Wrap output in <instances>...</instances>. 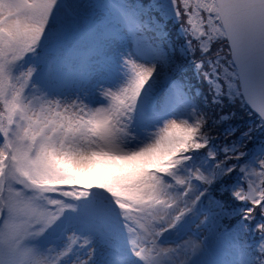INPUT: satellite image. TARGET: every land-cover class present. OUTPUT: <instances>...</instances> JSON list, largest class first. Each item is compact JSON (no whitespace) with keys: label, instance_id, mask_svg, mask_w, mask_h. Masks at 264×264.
Listing matches in <instances>:
<instances>
[{"label":"snow or ice","instance_id":"snow-or-ice-1","mask_svg":"<svg viewBox=\"0 0 264 264\" xmlns=\"http://www.w3.org/2000/svg\"><path fill=\"white\" fill-rule=\"evenodd\" d=\"M56 4L57 0H0V264H60L80 241L76 234L69 236L65 249L55 254H41L28 245L65 208L73 207L46 194L79 200L93 188L107 192L121 210L132 251L143 264L166 260L191 264L204 240L189 237L173 248L162 247L159 238L193 211L216 180L234 170H239L243 183L231 195L249 205L244 219L264 217V159L258 161V168L240 163L244 145L224 148L222 158L209 151L215 164L207 174L199 169L187 176L177 174L192 154L208 148L211 117L170 119L144 146L135 150L121 146L155 66L127 58L130 79L116 91L102 89L108 103L97 108L78 97L70 102L50 98L31 84L35 67L13 72L26 54L36 52ZM173 4L192 51L199 49L203 55L217 45L211 56L194 61L197 69L208 79L201 65L211 61L212 74L230 94H242L264 121V0H173ZM194 17L199 27L193 25ZM110 36L98 34L95 27L86 30L87 47L75 57L81 75L91 77V66ZM101 161H127L136 170L100 173ZM194 181L202 186L199 190L193 189ZM206 220L207 216L201 223ZM256 230L264 238V223H258ZM89 243L85 238L81 247ZM258 251L257 264H264V239ZM93 252L89 249L88 259Z\"/></svg>","mask_w":264,"mask_h":264},{"label":"rangeland","instance_id":"rangeland-1","mask_svg":"<svg viewBox=\"0 0 264 264\" xmlns=\"http://www.w3.org/2000/svg\"><path fill=\"white\" fill-rule=\"evenodd\" d=\"M163 8L175 18L176 9L173 0H164ZM127 9L128 5L122 0H57L49 25L42 37V40L46 41L44 44H49L48 48L53 45L55 53L51 56L47 52L44 55L41 54L40 57L47 60V63L43 62V64L35 53L34 58L24 57L13 67V72L19 73L30 66L35 67L37 71L33 74L31 84L47 93L50 98L55 97L70 102L78 97L89 107L97 108L106 106L108 103L107 98L102 95V89L116 91L127 84L131 77L125 64L127 58L145 66H155L156 71L153 78L145 86L137 101L136 110L128 123V134L123 138L121 145L125 150H135L154 139L156 132L163 127L166 121L170 119L192 121L195 116H199L200 107L179 83L167 82L169 78L164 62H167V51L171 53L172 47L169 45L166 48L160 42L154 45L142 30V24L152 29L155 24H160L158 16L153 15L147 6L139 2L131 10L129 17L126 13ZM84 17L91 19L90 27H95L98 34L111 33L110 38L103 41L101 55L96 57L91 66L90 78L79 73L78 62L75 59L76 54L87 47L85 35L79 32L80 35L76 36L72 33L64 41L56 42L55 39L63 32L71 30L74 25L77 28L81 27L80 19ZM195 19L198 21L196 24L199 25V19ZM157 32L161 36L164 35L160 30ZM216 47L212 51H215ZM211 52L207 53L208 56H211ZM168 64L172 65L171 59ZM214 84L215 88L218 84L221 86L219 80H215ZM27 91L31 94L34 89L30 85ZM207 113L202 114L212 118L210 111ZM211 124L212 120L209 121V125ZM261 155L262 151L258 150L253 159L259 161L262 159ZM248 166L258 168L257 163L253 162ZM195 169L205 174L211 171L204 157L195 162L193 167H188L187 164L181 165L177 174L187 176L191 170ZM135 170L134 167L129 166L127 161H101L98 169L100 173L117 175L122 172L131 173ZM168 181L172 183L170 178ZM196 184L193 182V188ZM46 195L53 196V194ZM50 198L62 200L66 205L73 206L64 209L66 215L61 220L62 224L63 219L69 216L64 222L65 224L70 218L68 227L63 232L67 224L59 225L60 216L40 236L27 241L30 247L41 254L49 252L55 254L65 249L69 236L76 234L81 238L80 241L60 260V264H79L80 260L85 259L88 260V264H143V261L132 251L122 212L107 192L93 188L87 198L79 200L64 197L60 193ZM213 208L214 210L219 209L216 205ZM208 213L209 210H201L200 207L196 210V215L194 213L197 216L194 222L181 229L186 230V233L181 234L179 226L176 225L164 232L158 243L162 247L174 248L189 237L203 240V235L208 233V229L205 222L201 223V221ZM192 216L193 214L188 215L189 218ZM164 226L163 224L158 225V227ZM61 232L63 235L60 239H52V236ZM224 233L225 236H221L226 240L222 243L217 256L207 262L200 260L204 259L202 255L209 249L204 243L202 250L193 257L191 264H254L253 256L236 252L237 237L241 235V232L234 231L229 234L225 231L221 234ZM85 238L89 239L90 243L81 247ZM89 249H94L91 259H88ZM164 264H172V262L166 260Z\"/></svg>","mask_w":264,"mask_h":264},{"label":"trees","instance_id":"trees-1","mask_svg":"<svg viewBox=\"0 0 264 264\" xmlns=\"http://www.w3.org/2000/svg\"><path fill=\"white\" fill-rule=\"evenodd\" d=\"M122 1L128 5V9L126 10L128 16L131 15V10L135 7L137 2L147 6L149 12L158 16L156 17L160 25L155 24L154 29H152L142 24V30L147 34V37H149L148 39L154 45L160 42L166 48H168L169 45L172 47L173 52L171 53L170 59H173V62L166 70L169 83L176 81L187 91L200 107L199 115L202 113L208 114L207 111H210L212 115V124L209 125V127L211 126L210 128L213 129L210 133L212 139L208 148L192 154L191 159L186 164L193 167L195 162L205 157L208 166L212 170L215 161L208 156L209 151L216 152L222 158L224 155V148H231L233 145H244L245 155L241 157L240 163L248 166L253 162L257 163L258 166V161L253 158L256 152L261 150V158L264 159V123L260 117L247 106L242 94L236 95L235 92H231L230 94V90L223 84V81L212 74V68L210 66L212 63L211 61H204L201 65L203 72L209 73V78L205 79L203 73L197 69L194 61L197 59L203 60L208 54L204 53L202 55L199 49L192 51L189 48V37L186 36L182 28L181 20L177 21L176 18L171 17L166 12L163 8L164 0ZM91 22V19L87 17L80 19L81 27L77 28L75 25L72 26L71 30L66 33L63 32L61 36L55 38L56 42L66 38L72 33L81 32L85 35ZM197 22L198 21L193 18V25L198 27L199 25L196 24ZM159 30L164 34L163 36L157 32ZM44 42L46 41L41 39L39 46L36 48V51H39L37 53L35 52L36 57L40 58L42 63L47 60L46 58L43 60V58L40 57L41 54L44 55V53L47 52L48 55L51 56L54 53L53 45L48 48L49 44L45 45ZM194 42L198 43L196 41ZM216 46L217 45H213L212 50ZM26 56H32L34 58V53H28L25 57ZM215 80H219L222 86L220 94H217L214 84ZM197 91L201 92V94H196ZM221 116L227 118L221 120ZM214 121H219V123H214ZM242 183V175L238 169L234 170L227 178L216 180L209 188L208 193L199 201L198 205L195 207L196 209L194 208L191 213L186 214L177 224L181 230L186 225L194 222L197 217L195 216L197 209L199 210L201 207V210H209L207 220L204 223L208 229V233L203 235L205 246L209 249L202 255L204 259L200 260L207 262L218 255L223 245L222 243L226 240L222 238V236H225V233H221L226 231L232 234L234 231H238L241 232V235L237 237L236 252L238 254L247 253L253 256L252 261L254 264H257V257L260 255L258 245L261 239L264 238L257 232L256 225L258 223H264V217L257 215L252 221L244 219V209L249 207V205L236 200L231 195V192ZM201 187L202 186L197 183L196 187L193 189L199 190ZM56 194L58 193H53V196H49V198L54 197ZM215 205L218 206L219 209L214 210L215 208H213V206L215 207ZM221 208L224 210L221 211ZM189 214H193V216L189 218ZM64 215H66V210H64L61 215L59 225ZM197 215H199L198 211ZM180 232L186 233V230H181Z\"/></svg>","mask_w":264,"mask_h":264},{"label":"bare ground","instance_id":"bare-ground-1","mask_svg":"<svg viewBox=\"0 0 264 264\" xmlns=\"http://www.w3.org/2000/svg\"><path fill=\"white\" fill-rule=\"evenodd\" d=\"M175 18L177 19V21H180V19L177 17V15H175ZM158 25H160V24H158ZM166 34V33H165ZM173 52V49H172V51H171V53ZM171 53L170 52H168L167 51V62H164V68H166L167 69V67L170 65V64H168L169 63V60H170V58H171ZM173 62V59H171V63ZM196 94H198V95H200L201 94V92H196ZM198 113H200L199 111H198Z\"/></svg>","mask_w":264,"mask_h":264},{"label":"water","instance_id":"water-1","mask_svg":"<svg viewBox=\"0 0 264 264\" xmlns=\"http://www.w3.org/2000/svg\"><path fill=\"white\" fill-rule=\"evenodd\" d=\"M243 96V95H242ZM243 99H244V101H245V103L247 104V106L255 113V114H257L258 116H259V114L249 105V103L247 102V100L243 97ZM260 117V116H259ZM261 119V118H260ZM263 123H264V121H263Z\"/></svg>","mask_w":264,"mask_h":264}]
</instances>
